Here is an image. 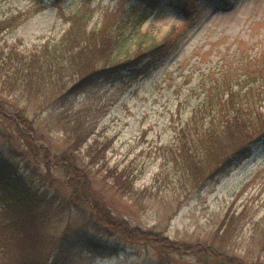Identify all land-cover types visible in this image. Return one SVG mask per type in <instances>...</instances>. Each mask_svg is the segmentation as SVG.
Here are the masks:
<instances>
[{
    "label": "trees",
    "instance_id": "16d2710c",
    "mask_svg": "<svg viewBox=\"0 0 264 264\" xmlns=\"http://www.w3.org/2000/svg\"><path fill=\"white\" fill-rule=\"evenodd\" d=\"M159 1L136 0L129 8H122L118 17H104L99 27L90 26L93 9L83 7L69 16V27L54 42L48 40L27 52L16 45H0L1 88L27 100V105L11 112L12 123L36 159L27 158V168H21L13 157L0 154V264H80L85 257L73 252L78 245L104 256L125 247L155 246L156 242H161L156 247L166 255L189 253L202 261L205 253L223 262L228 256L229 241L242 226L241 214L220 222L216 235L224 237L222 240L213 234L212 238L181 244L158 237L159 231L142 229L113 212L95 186L99 176L111 178L117 193L133 196L142 205L150 190H140L135 182L144 171L134 161L122 167L109 164L110 141L96 134L100 121L97 110L88 105L62 107L69 96L97 80L125 71L139 76L166 55L179 37L176 29L133 54L127 51L124 57L117 55V51L128 48L121 28L130 21L129 14L136 15L132 20L142 22L149 14L147 8ZM124 12L129 14L124 16ZM22 19L20 14L0 19V38ZM262 66L259 73L255 68L248 70L245 78L215 76L214 86L206 89L202 102L178 128L175 141L159 148L168 169L161 168L155 179L168 180L173 197H185L223 164L239 163L253 153L254 146L264 145V62ZM48 109L45 121L61 128L66 146L51 153L41 145L42 152L34 153L38 148L33 138L46 139L35 123H40L38 117ZM7 110L0 101V115L9 119ZM92 135L95 137L88 143ZM56 165L62 167L63 179L54 175ZM253 229L251 246L264 250V217L254 222ZM207 245L214 250L209 251L211 254ZM252 264L263 263L255 260Z\"/></svg>",
    "mask_w": 264,
    "mask_h": 264
},
{
    "label": "rangeland",
    "instance_id": "374dc122",
    "mask_svg": "<svg viewBox=\"0 0 264 264\" xmlns=\"http://www.w3.org/2000/svg\"><path fill=\"white\" fill-rule=\"evenodd\" d=\"M187 1L160 0L147 8L149 14L142 22L132 20L135 14L124 12V16L131 15L121 28L128 38V48L117 51L118 58L127 51L133 54L141 47L161 41L173 29L178 30L179 37L148 72L134 77L125 71L113 78L99 79L82 92L69 96L62 107L88 105L97 110L100 121L96 134L110 141L109 164L122 167L134 161L144 171L135 182L140 190L147 187L150 190L142 205L133 196L117 193L111 178L99 176L95 186L113 212L142 229L159 231L158 237L181 244L212 238L213 234L222 240L224 237L216 235L220 222L232 214H241L242 226L235 238L228 240L230 257L226 256L223 262L209 252L214 251L208 248L210 245L206 247L211 255L204 253L202 261L189 253L166 255L156 247L161 242L155 246L125 247L117 254L104 256L78 245L73 252L84 255L80 264H252L255 260L264 264V250L258 251L250 244L254 222L264 217V145L254 146L253 153L239 163L223 164L183 198L172 196L168 180L155 179L161 168L168 169L159 148L175 141L178 128L202 102L206 89L214 86V77L245 78L248 70L255 68L259 73L263 69L264 0ZM135 2L0 0V19L17 14L23 18L16 27L2 33L0 45H16L27 52L48 40H58L69 27V16L83 7L93 9L90 26L99 27L104 17L114 19L121 15L122 8H129ZM0 101L9 111H6L9 119L0 115V154L13 157L18 166L27 168V158L35 162L36 159L30 155L27 140L12 123L11 113L27 105V100L7 94L0 82ZM261 104L264 107V101ZM48 113L49 109L41 113L40 123H35L46 139L33 138L38 148L34 153L42 152L41 145L51 153L66 146L61 128L45 121ZM85 148L86 145L83 153ZM54 175L64 178L61 166L54 167Z\"/></svg>",
    "mask_w": 264,
    "mask_h": 264
}]
</instances>
